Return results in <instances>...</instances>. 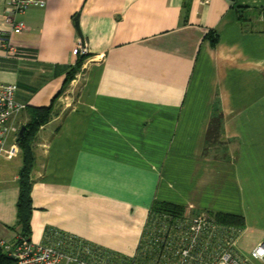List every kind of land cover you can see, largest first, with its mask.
Wrapping results in <instances>:
<instances>
[{"label":"crops","instance_id":"0c3cea01","mask_svg":"<svg viewBox=\"0 0 264 264\" xmlns=\"http://www.w3.org/2000/svg\"><path fill=\"white\" fill-rule=\"evenodd\" d=\"M9 10L0 0V32L19 55L4 57L0 38V82L26 105L21 127L61 91L78 42L89 48L33 144L34 243L56 228L134 256L156 201L242 215L240 254L241 240L264 242V20L253 0H46L17 15L24 30ZM216 107L229 159L203 153ZM22 166L1 156L9 244Z\"/></svg>","mask_w":264,"mask_h":264},{"label":"built area","instance_id":"2783aa9c","mask_svg":"<svg viewBox=\"0 0 264 264\" xmlns=\"http://www.w3.org/2000/svg\"><path fill=\"white\" fill-rule=\"evenodd\" d=\"M8 1L10 10L6 20L16 30L26 28L17 15L46 4V0ZM253 3L261 10L264 20V0H253ZM0 38L4 57L19 55L7 34L0 32ZM73 53L87 55L89 48L79 41ZM1 59L0 56V64ZM16 89L14 83L0 82V159L3 154L12 158L21 151L17 141L21 128L18 118L26 105L16 100ZM240 232L236 227L219 223L209 211L194 215L184 212L179 216L152 214L141 239L140 257H133L129 264H256L238 252ZM0 244L12 258L11 264H127L122 257L107 252L104 246L56 228L47 231L40 243L20 237L14 243L1 240ZM141 257L149 260L143 262ZM251 257L258 264H264V242L253 248Z\"/></svg>","mask_w":264,"mask_h":264},{"label":"trees","instance_id":"16d2710c","mask_svg":"<svg viewBox=\"0 0 264 264\" xmlns=\"http://www.w3.org/2000/svg\"><path fill=\"white\" fill-rule=\"evenodd\" d=\"M208 39L211 40L212 45H216L219 41V36L215 31H209L206 35ZM88 57L87 55L80 56L76 65L72 67L66 74V78L63 87L60 92H58L52 99L51 103L43 106H32L29 107V121L26 123V129L23 136L19 139L18 145L21 149L23 166L19 173V198L17 202V224L20 226L21 231L19 237L32 238V214L34 210L33 200H32V170L35 164V153L33 149L34 141L37 138V134L41 127L45 125L55 112V104L59 97L65 91L69 83L76 77V75L81 71L84 61ZM212 152L215 153V157L222 159H229V147L228 141L225 137L224 131V116L222 111L216 107L214 108L212 117L208 124L205 145H204V155H209ZM185 212V206L171 203V202H161L156 201L151 207L150 217L152 214L159 213H169L175 216L183 215ZM215 219L221 223L236 227L239 231L244 229L246 223L242 215L226 212H210ZM50 230V229H49ZM48 230V232H49ZM17 238V239H18ZM1 242V240H0ZM141 240L138 251L134 256H128L120 252L104 248L111 255H116L117 257H122L123 261L127 264L131 263L133 257H140L142 249ZM143 262L148 261V257L140 258ZM12 258L4 252L3 247L0 244V264H11Z\"/></svg>","mask_w":264,"mask_h":264},{"label":"rangeland","instance_id":"374dc122","mask_svg":"<svg viewBox=\"0 0 264 264\" xmlns=\"http://www.w3.org/2000/svg\"><path fill=\"white\" fill-rule=\"evenodd\" d=\"M67 89V88H66ZM65 89V90H66ZM29 121V120H28ZM27 121V122H28ZM22 122H24V119L22 120ZM21 122V123H22ZM26 122V123H27ZM26 123H24V125H26ZM23 124V123H22ZM18 155H22V153H21V151L19 152V154ZM21 160V157H18L17 158V161H20ZM242 242H243V246L242 247H240V252H241V254L246 258V259H249L250 261H252V262H254V263H256V264H258L257 263V261H255L252 257H251V252H252V248H251V246H250V244L251 243H249V242H247V241H244V240H241ZM263 242V241H262ZM261 242V243H262Z\"/></svg>","mask_w":264,"mask_h":264},{"label":"water","instance_id":"95a60500","mask_svg":"<svg viewBox=\"0 0 264 264\" xmlns=\"http://www.w3.org/2000/svg\"><path fill=\"white\" fill-rule=\"evenodd\" d=\"M25 129H26V126L25 125H23L22 127H21V129H20V131H19V136H18V141H19V139L23 136V134H24V132H25Z\"/></svg>","mask_w":264,"mask_h":264}]
</instances>
